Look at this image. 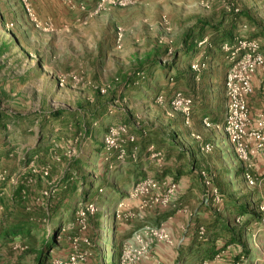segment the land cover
I'll use <instances>...</instances> for the list:
<instances>
[{"label":"rangeland","instance_id":"374dc122","mask_svg":"<svg viewBox=\"0 0 264 264\" xmlns=\"http://www.w3.org/2000/svg\"><path fill=\"white\" fill-rule=\"evenodd\" d=\"M99 1L0 0V222L23 208L21 185L28 208L54 200L29 236L0 240V264H39L42 250L45 264H68L72 253L80 264H160L162 232L182 264H264V154L238 159L224 123L207 127L196 107L214 83L210 105L222 89L226 98L229 67L226 40L212 62L204 24L248 12L263 30L246 22L234 39H257L264 54V0H140L97 11ZM191 34L197 50L187 61ZM207 71L219 77L205 80ZM178 93L192 100L189 115L174 107ZM57 110L69 111L68 128L52 120ZM112 130L119 139L106 149ZM232 203L254 205L262 221ZM209 213L234 233L208 231Z\"/></svg>","mask_w":264,"mask_h":264},{"label":"built area","instance_id":"2783aa9c","mask_svg":"<svg viewBox=\"0 0 264 264\" xmlns=\"http://www.w3.org/2000/svg\"><path fill=\"white\" fill-rule=\"evenodd\" d=\"M138 1L140 0H100L96 9L101 11L108 6H127ZM238 11L239 9L236 12ZM221 48L229 61L225 75L227 108L223 128L235 147L238 159L247 161L256 152L264 154V112L257 117L252 116L249 104V98L254 91V76L260 67H264V54L261 52L259 40L242 36L234 40H226ZM172 103L176 109L187 115L192 111V100L182 93L176 94ZM204 123L207 127H213L208 118L204 119ZM116 136V130L109 132L105 141L106 149L113 148L110 142L119 139ZM130 140L134 141L135 137ZM154 155L162 158L164 156L161 151ZM244 177L249 184H255L254 177L248 171L245 172ZM206 183L209 184L210 180L208 179ZM203 232L204 228L201 229V233ZM159 236L167 243H172L167 233L162 232ZM83 261V255L72 253L66 263L80 264ZM58 264L64 263L60 261Z\"/></svg>","mask_w":264,"mask_h":264},{"label":"trees","instance_id":"16d2710c","mask_svg":"<svg viewBox=\"0 0 264 264\" xmlns=\"http://www.w3.org/2000/svg\"><path fill=\"white\" fill-rule=\"evenodd\" d=\"M248 23L251 25H255L258 27H261L263 30L262 25L253 18L248 12H245L243 10H239L238 12H234L233 15H227L223 16L220 21L213 24H204L209 29V33L211 34V42L212 47L210 56L212 58V62L215 61V55L217 51L219 50L218 46L221 42L225 40H233L235 35L237 34L238 30L240 29V26L242 23ZM242 27V26H241ZM204 30V29H203ZM204 33V32H203ZM264 35V33H261ZM203 36H201L202 38ZM195 40V43H192L191 39ZM200 38V36H199ZM197 34H191L190 36L186 37V45H188V48L183 50V54L187 57V61H190L192 59V51L197 50ZM191 40V44H190ZM215 50V51H213ZM183 72L178 71V77L181 76ZM219 73H216L215 71H207L204 72V79H216L219 77ZM214 86V87H213ZM210 88L212 90H209L207 87L204 88V91L202 92V99L199 101L198 104H196V107L201 108L204 111V116H208L209 120L214 124H219L222 121V117L224 114V105L226 103V98L224 99L225 90L221 95L214 97V100L216 102L215 107L213 108L212 105H210V100H212L211 95L213 93H217L218 90H216V84L214 83L210 85ZM214 88V90H213ZM104 105V104H103ZM69 113L67 110H57L53 111L51 113L52 120L59 121L62 128H68L70 120H69V114L66 116L65 114ZM97 115V114H96ZM79 123V121H77ZM61 134V133H60ZM239 172V171H238ZM245 173V171H244ZM239 174V173H238ZM244 175V174H243ZM24 185H21L19 189L16 191V196L19 197V200L21 204L23 205V208L20 209V211L14 213L9 217V220L7 222H0V239L4 241H8L12 239L13 237H16L18 234L23 235V237L29 236L31 232V227L34 221V218L38 217L39 215H42L44 213H49L50 211L54 212V200L48 199V207L46 209H43L40 206H33L28 208L26 203V199L28 198L27 195H25ZM30 195V194H29ZM31 196V195H30ZM254 205H251L250 203H247L244 206L237 205L232 203L231 207L233 212L239 214V215H249L250 220H255L258 222H261L263 219V215L253 207ZM261 206L259 205L257 208L259 209ZM48 208V209H47ZM49 210V211H48ZM208 231L213 232H220L219 230L223 229L226 232L233 234L235 231L234 226L227 221L226 219L222 218L220 213H216L214 218L207 224ZM236 236L231 237V242H238V239L235 238ZM54 246V242H50L46 240L45 247L47 249L52 248ZM46 256L45 250H42L40 252V255L38 257V263L39 264H45L44 259Z\"/></svg>","mask_w":264,"mask_h":264},{"label":"crops","instance_id":"0c3cea01","mask_svg":"<svg viewBox=\"0 0 264 264\" xmlns=\"http://www.w3.org/2000/svg\"><path fill=\"white\" fill-rule=\"evenodd\" d=\"M246 25V23H242L241 26ZM240 26V28H242ZM259 31V30H258ZM260 38V37H259ZM261 40L264 41V38ZM214 62V61H213ZM226 74V71H225ZM225 81V75H224ZM253 87L254 92L249 98V104L252 109L253 114L258 115L259 113L264 111V67H260L254 76L253 79ZM226 116V109L222 117V121L224 122ZM165 218L168 217V213H165ZM204 223L208 224L213 219L211 214H206ZM178 220V219H177ZM213 232V231H210ZM1 240V239H0ZM4 243L6 241L2 240ZM181 256L180 250L177 249L176 245L173 243H163L158 244L156 249L155 259L161 261L160 264H182L181 260L179 259Z\"/></svg>","mask_w":264,"mask_h":264}]
</instances>
